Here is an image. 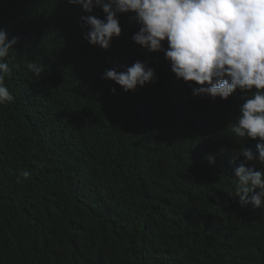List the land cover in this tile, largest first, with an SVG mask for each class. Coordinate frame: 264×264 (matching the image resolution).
<instances>
[{"label": "trees", "instance_id": "obj_1", "mask_svg": "<svg viewBox=\"0 0 264 264\" xmlns=\"http://www.w3.org/2000/svg\"><path fill=\"white\" fill-rule=\"evenodd\" d=\"M82 14L67 0H0V28L20 37L5 80L15 100L0 106V264H264V204L227 193L240 91L193 96L163 53L131 40L127 16L105 51L83 38ZM137 60L155 82L125 93L101 78Z\"/></svg>", "mask_w": 264, "mask_h": 264}, {"label": "clouds", "instance_id": "obj_2", "mask_svg": "<svg viewBox=\"0 0 264 264\" xmlns=\"http://www.w3.org/2000/svg\"><path fill=\"white\" fill-rule=\"evenodd\" d=\"M83 13L80 26L83 38L91 46L108 50L111 42L122 34L121 16L135 24L131 40L149 53H163L178 81L192 86V95L227 100L240 91L243 101L238 115L227 125V136L239 148L234 150L232 189L241 208L249 203L255 209L264 204V0H67ZM99 9L102 17L95 13ZM20 37L9 39L0 28V106L14 102L15 97L5 80L10 76L16 56L14 45ZM165 44L167 45L165 47ZM25 68L37 78L44 66L25 62ZM119 66L105 69L102 79L120 86L125 93L136 92L155 82V69L137 60L123 70ZM110 91L115 94L116 88ZM136 95L133 100L136 99ZM132 100V101H133ZM250 139L255 151L244 146ZM257 141H259L257 143ZM243 158L242 160L240 158ZM204 159L215 165L216 156ZM252 166H248L249 163ZM20 177L27 179L28 171Z\"/></svg>", "mask_w": 264, "mask_h": 264}]
</instances>
